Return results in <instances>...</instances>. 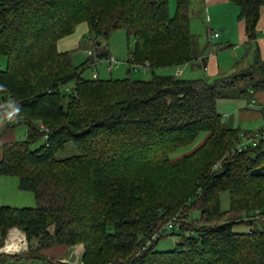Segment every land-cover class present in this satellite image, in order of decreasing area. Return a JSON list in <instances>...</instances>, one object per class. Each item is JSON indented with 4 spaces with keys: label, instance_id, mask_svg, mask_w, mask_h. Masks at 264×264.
I'll return each instance as SVG.
<instances>
[{
    "label": "trees",
    "instance_id": "trees-1",
    "mask_svg": "<svg viewBox=\"0 0 264 264\" xmlns=\"http://www.w3.org/2000/svg\"><path fill=\"white\" fill-rule=\"evenodd\" d=\"M175 1L171 15L169 0H0V54L7 61L0 96L13 106L17 120L9 124L27 127L25 139L0 145V175L15 176L36 200L34 208L0 204V244L7 229L18 226L29 251L82 244L83 264H264V139L232 153L242 130L223 122L219 111L222 99L264 89V58L257 47L251 64L213 81L155 74L196 58L191 0ZM229 1L240 9L246 41L254 43L264 0ZM81 20L94 54L75 65L57 42ZM119 28L134 40L129 64L148 63L152 77L84 78L95 60L109 57L106 40ZM202 132L207 135L199 147L175 161L194 163L195 175L182 179L160 206L144 201L127 168L157 150L162 164L173 166L170 154ZM41 138L43 144L31 149ZM68 143L77 153L57 159ZM223 191L230 194L227 210L220 206ZM194 212L198 218L190 219ZM176 216L179 226L169 233L178 237L174 249L148 246ZM246 217L247 232L234 231ZM29 251L0 256V262L46 257H29Z\"/></svg>",
    "mask_w": 264,
    "mask_h": 264
},
{
    "label": "rangeland",
    "instance_id": "rangeland-1",
    "mask_svg": "<svg viewBox=\"0 0 264 264\" xmlns=\"http://www.w3.org/2000/svg\"><path fill=\"white\" fill-rule=\"evenodd\" d=\"M175 6L176 1L169 0V12L171 15H173L175 12ZM239 13V7L232 4L231 2L228 3V5L217 6L214 9L205 3L202 5V8H200V6L197 4L191 7L189 27L193 38V53L196 56L198 54V47H201L204 50V54L209 55V57L214 56L219 67V73L222 72L227 73V75H232L238 71L239 63L244 64L247 58L251 59L252 62L254 57L253 54H255L257 47L260 49L261 56L264 57V41H262V45L259 44L258 46L256 43H250L251 51L249 50L243 54L247 45L241 44L240 34L237 28V16H239ZM84 24H86L85 21L81 20L78 22L74 31L71 34L60 38L59 41L74 34L77 27ZM223 24H225V27H223ZM214 33H217V36H214ZM87 34L88 30H86L85 36H82V46L72 50V52L70 51L72 62L74 61L73 63L76 65L83 63L89 57L88 55L94 54L92 48L94 42L93 40H89L86 37ZM263 34L264 12L262 13L260 25L257 29V37H262ZM58 42V50L63 51L58 47ZM106 43L109 49V56L115 57L119 61L118 66L115 67L114 65L110 68L111 70H109L107 58L98 59L97 61L95 60L94 64L84 70L82 75L84 78H92V76L94 77L95 73L99 79L130 78L132 80H148L152 77L151 70L148 68L142 67L139 64H129L127 61L128 52L132 51L134 47V40L127 35L125 29L119 28L113 30L109 34ZM88 51H91V54H88ZM240 60L242 61L240 62ZM6 64V57L0 54V70H5ZM171 68L174 69V67L156 68L154 69V73L157 75H169L170 73L178 76L176 75L177 72L176 74L173 73L174 70ZM190 68L191 67H189V69L183 75L178 77L185 79L199 78L202 72L201 68L199 69L197 67L196 70H191ZM205 77L207 80L213 81L214 78L218 76H216V74H209L207 71H205ZM72 85V83H69L67 86L70 87ZM65 87L66 86L63 87V90H65ZM262 94H264V89L263 91L261 90L260 92H257L247 98H237L234 100L236 102H233L232 105H244L246 107H252L260 111V108L263 109L264 107V103L260 102L263 99ZM222 120L225 123H229L230 121L229 118L226 119L225 116H223ZM263 120L264 119L261 115L259 117L249 118L245 124H242L241 127H247L244 129L256 130L259 125H264ZM14 128H16V137H18V139L22 138L26 130V125L24 123H19L15 125ZM206 135L207 134L205 132L200 133L197 138L189 145L179 148L171 153L168 162H172L173 166H169L167 163L162 164L163 155L160 154L161 151L157 150L151 154L152 157L136 159L127 168L128 172H126L125 176H128L130 178L128 179L139 187L138 192H140L141 198L143 197L144 201H152L155 206H160L166 197L171 196V194H173L179 188V184L182 179H187L195 175V171H197L198 168H195L194 163H188L187 160L183 165H179L175 164V161L179 158H182L183 156L185 157V155H190L191 152L199 147ZM43 142L44 138L38 139L30 145V148L36 149L41 144H43ZM115 151L120 152L121 156L126 154L124 149H115ZM76 153L77 150L74 144L68 143L64 149L58 151L56 158L63 159ZM206 163H210V160H208ZM136 166H138V171L134 173L131 170H133ZM0 178H5V176L0 175ZM8 178H10L7 179L9 181H1L2 179H0V204L13 207L34 208L36 206V200L33 193L30 190L20 189L19 187L17 188L18 183L15 176ZM82 178L86 179L87 174L84 173ZM12 180L13 186L9 184V182H12ZM220 206L222 210L229 209V191H223L221 193ZM198 216L199 212H194L191 214L190 219L198 218ZM250 219V217H246L244 221H241V223L235 224L233 226L234 231L247 232L249 228V222H251ZM170 232L171 231H168V235L162 236L156 241V250L169 251L174 249L175 243L178 241V237L172 234L170 235ZM175 232H178V230H175ZM79 247H83V245L75 244L72 247L67 248L65 245L57 244L53 247L46 248V250H37L39 253L36 252L35 249H31L28 255L29 257H65L70 255L73 249H79ZM44 251L45 254H43ZM11 263L12 261L8 262V264Z\"/></svg>",
    "mask_w": 264,
    "mask_h": 264
},
{
    "label": "crops",
    "instance_id": "crops-1",
    "mask_svg": "<svg viewBox=\"0 0 264 264\" xmlns=\"http://www.w3.org/2000/svg\"><path fill=\"white\" fill-rule=\"evenodd\" d=\"M204 3L206 5L213 7V9H214L217 6L228 5V3H230V1L229 0H191V7L195 6L197 4L198 6H200V8H202V5H204ZM232 4H234V3H232ZM234 5H236V4H234ZM234 12H235V10H234ZM263 12H264V6L260 10V19H261ZM260 19L258 21L257 29L260 25ZM223 27H225V24H223ZM237 28L239 30L241 44L247 45L245 48V51L243 52V54H244L249 50L251 51V48H250V42L246 41L247 39H246V34H245L244 22H243V20L240 19L239 16H237ZM86 30H88L87 24H84V25L77 27L76 32L74 34H72L71 36H68L66 38H63L62 40H60L58 42V47L63 51H71V52H72V50L79 48L80 46H82L81 45L82 44V36H85ZM214 34H216V33H214ZM262 41H264V34L262 37L257 38V40H255L254 43H256L258 46L259 44L262 45ZM198 48L199 49H198V54L196 55V58L191 63L185 64V65L180 66V67H174V69L171 68L174 70L173 73L176 74V72H177L176 75L181 76L189 69V67H191L190 68L191 70H193V69L196 70L198 67L199 69L201 68V70H202L199 78L206 79L205 71H207L209 74H216V76L227 75V73H222V72L219 73V71H218L219 67H218V64H217L214 56L209 57V55L204 54V50L201 47H198ZM258 50L260 52L259 48H258ZM108 51H109V49H108ZM262 58H264V57H262ZM241 61L242 60H240V62ZM252 62H251V59L247 58L246 62L244 64L239 63V66H238L239 69L237 72L244 69L245 67H247ZM237 72H235V73H237ZM260 91H258V92H260ZM255 93H257V92H253L252 95ZM262 95H263L262 96L263 99L260 102L264 103V94H262ZM234 100H236V99H225V100L219 101V111L221 112L222 116H225L226 119L229 118V120H230L229 124L231 126L240 128L242 131L249 130V129H244L247 127H244V128L241 127L242 124H245V122L249 118L259 117L261 115L262 118L264 119V107H263V109L260 108V111H259L258 109H254L252 107H246L244 105L235 106V105H232L233 102H236ZM2 104H3L2 97L0 96V107L2 106ZM247 104H248V102H247ZM263 122H264V120H263ZM263 127H264V125L263 126L259 125L256 130H249V131H244V132L257 131ZM26 133H27V127L25 130L24 136L22 137L23 139H25ZM16 136H17L16 135V128H14V125L5 122L3 119H0V145L3 143H10V142H13L15 140H21L22 139V138L18 139V137H16ZM1 155H2V150H1V146H0V158H1ZM3 176H5V175H3ZM8 177H14V176L6 175L5 178H0V179H2L1 181H9V180H7V179H10ZM17 183H18V179H17ZM9 184L13 186V180H12V182L10 181ZM17 188H18V186H17ZM79 250L83 251V247H79Z\"/></svg>",
    "mask_w": 264,
    "mask_h": 264
},
{
    "label": "built area",
    "instance_id": "built-area-1",
    "mask_svg": "<svg viewBox=\"0 0 264 264\" xmlns=\"http://www.w3.org/2000/svg\"><path fill=\"white\" fill-rule=\"evenodd\" d=\"M217 36V33L214 34ZM91 54V51H89ZM108 69L115 65L118 66L119 61L112 56L108 58ZM142 67L148 68V63L139 64ZM96 77V73L94 74ZM0 119H3L7 123H14L17 119L13 112V106L4 105L0 107ZM41 130L47 131V128L43 124H39ZM264 139V127L253 132L245 133L241 131L237 136V141L232 147L231 152H241L248 147H255L260 144V141ZM179 216L170 219L166 225H164L159 231L155 232L147 240V245L150 246L153 242H156L160 237L166 235L168 231H173L179 226ZM186 236H192L193 233L190 230L185 231ZM29 251L28 239L25 232L18 226H12L7 229L6 235L3 239L2 244H0V256L6 257H20L27 254ZM82 251L79 249H73L72 253L65 257H49L46 256L43 259H22L18 261H12L11 264H83L81 261ZM10 260L5 262H0V264H8ZM111 264V263H108Z\"/></svg>",
    "mask_w": 264,
    "mask_h": 264
}]
</instances>
